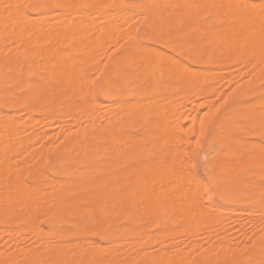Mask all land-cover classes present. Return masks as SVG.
I'll return each mask as SVG.
<instances>
[{"label":"bare ground","instance_id":"6f19581e","mask_svg":"<svg viewBox=\"0 0 264 264\" xmlns=\"http://www.w3.org/2000/svg\"><path fill=\"white\" fill-rule=\"evenodd\" d=\"M31 1H33V0H24V1H22V0L21 1H19V0H0V45H2L5 42L6 43H11L12 42L14 44L18 43L19 46H21V48H19V47L15 48L14 51L11 52V53L0 55V154H5L7 152V150H10V148H11V146L13 144H15V143H17L19 141H26L28 139L27 136H20V135H18L16 133L17 129L20 128V126H22V127L28 126L33 131V130H35L37 128L45 127V126H42V124L43 123H47L46 127H48V128L43 130V131H41L42 135H45L47 130H49V129L52 130L53 128L54 129L56 128V127H53V122L60 115V113L58 111V107L63 104V101H60V98L52 99L51 96H50L51 92L49 90V85L48 84H52L51 80H52L53 74H58V78H57V81H56V84L58 85L57 86V90L59 92H62L64 90L65 94H66V97H67L66 102H65L66 104L64 103L65 104L64 113L71 112L70 114H73V116L74 115L78 116L80 114V112L85 111V107H84L85 106L84 105L85 98L87 99V97L90 96L89 95V89L90 88L88 89V87H89L88 86L89 85L88 84V73H87L89 71L88 70V68H89L88 66H89V64L94 63L97 60L96 57H97L98 53H97L96 49H99V50L103 49V45H102L103 40H105V39L111 40L112 39L111 35H112V31L114 29V28H112L113 24L118 26L117 25L118 23H113L110 26V23L112 22L111 21V17L113 16V18H119L120 16L118 14L120 13L119 10H121L120 9L121 7H118L116 9H113V8L109 9L110 7H108V5H107V2H109V0L108 1L107 0H83L82 3L79 2V1H75V0H66V1H64L65 2L64 5L62 6V8H64V9H69L76 2L79 3V4L78 3L75 4V7L77 8L76 11H75L74 6H73L74 10L72 9V7L70 8L71 9L70 10L71 14L69 12H67L68 10H66V12L69 14V16H71V18L70 17L69 18L67 17V19L63 18V20L61 22H59L60 20H58L55 23H52L49 26L48 29L45 28V29H43L41 31L38 30L40 32L35 33L34 30H33V27H32L33 26L32 22L34 21V20H32L33 18L32 19H28L26 16H23L24 14H22V16L21 15L19 16V15H17L18 12H22L21 10H23L24 8L30 7V9L34 13L39 15V17L37 16L38 17L37 20H39L38 25L41 26L45 22L46 18H48L50 16L59 15V10H57L55 8L54 3H57L60 0H44V6L41 7V8H33L32 6H30ZM168 1H172V0H158V1L152 0L151 3H147V4H143V5L141 4L139 9L142 10L143 13H144V11H149V12L150 11H155V10L160 9L164 5H166L165 2H168ZM174 1H175V3H172V4H174L173 6H168L167 7L168 4L166 5V7H167L166 10L163 12V14L159 18H157V16H156V18L155 17L150 18L151 19L150 23H152L151 24L152 26L159 27V29H162L165 32V36L161 40L159 38V40H160V43L163 46H166L168 48L169 53H166V52L162 51L160 48L156 47L155 45H151V46H145V45H143V46H135V44L133 42H127L125 44L123 42L124 46H123V49H122V53L125 54V53H127V51L132 50V52H131L132 54L130 55V57L128 56L129 58L127 57L128 59L125 58L127 60L128 64H129V66H130V69L129 70H125V69L121 70L120 74H119V77L128 78V81L130 82L129 85H131V83H133V82H138L141 85L140 87L141 88H147V91H148V89H154L158 85L159 77H161V79L163 78V80H164V82L162 84V88L164 90L172 91L175 94L176 92L179 93V91L187 92V91H190V90L193 91L192 89H194L196 92L193 91L192 94L194 92L197 93V94H199V93L202 94L203 93L202 95L199 94L200 96H197V94H196V96L200 98L201 96L203 97L205 95L207 90L212 92L211 89H210V84H212L211 88H212V90H214V87H216L215 86L216 82L221 81V80L218 77L219 80L216 79L217 81L213 85V83H214V80L212 81L213 78L211 77V75L208 76V74H212V76H214V75L216 76V74L213 75V71L209 70L211 73L209 72L207 74V73H205L206 70L201 69L202 70V72H201L200 69H198L199 72L196 71L197 73H194L195 71L194 70L192 71L191 68L189 69L182 61L177 60L176 58L171 56V54H170L171 52L182 50L188 44L187 41H184L182 38L180 39V38L177 37V35L179 34V32H181V30H179L175 26V24L173 23V20H172L174 15L177 14V11H176V13L173 12V8H176L179 11V13H181V12L185 11V4L181 3V2L179 3V1H177L178 2V4H177L176 0H174ZM229 1L230 0H227V1L224 0L225 4H226V2L228 3L227 4V9H228V6L230 8ZM245 1L248 2V0H240V3L236 4L235 6H233L232 4L233 3L235 4L236 1L232 0L233 3L231 2L232 4H231V8L230 9L238 12V11H240L242 9V7H244V5L247 4V7L246 6L244 7V8H246V10L243 11L244 8L242 10V12H246V13H243L244 15L242 14L241 15L242 17H240V13L237 14V15H239V17H235V15H233L232 16L233 18L232 19L230 18V20H229V21L233 20V24H230V26L232 25L230 27V29L226 28L225 25H227V23L224 25L225 26L224 28L221 27L223 30L224 29L230 30L229 32L230 33L232 32L234 34V37H231L233 39L230 40L229 37H226L224 35L220 36L221 34L219 35L220 38L217 37L215 39L219 38L218 41H216L217 49L226 48V51L223 54L225 59H226V61L228 59H230V57H232V56L233 57L234 56L237 57L242 51L245 52L246 49H243L240 52V49H242L243 45L249 46V52H248V54H245L251 60V61H249L247 59L248 62L246 61L247 62L246 64L248 65L250 62L255 61L256 59H259V58L261 59V57H262V59H264V56L260 57V55L262 54L261 52L262 51L264 52V50L261 49V46H264V36H263L264 35V29L261 28L262 26H260L259 30L257 29V32L255 33V35H253L254 33H252V36H251V34H250V36H247L249 33H246L247 35L245 34L247 29L252 28V25H254L253 23H256L261 18H264V2H262L261 4H255V3L252 2V5L249 6V4L246 3ZM72 2H73V4H72ZM110 2L113 3V0H110ZM213 2H210V4H212ZM216 2L217 3L214 2L215 6L218 5L216 8L220 9L221 7H219L220 4H218V0H216ZM188 3H190V2H188ZM195 3H193V5ZM202 3H198V1H197V4H200V5H198V6H200V8L201 7H205V5H203ZM220 3L223 4L221 1H220ZM138 4H139V2H138ZM172 4H170V5H172ZM205 4H206V1H205ZM237 5H239V6L237 7ZM256 5H257V8H254V7H256ZM135 6H136L135 3H129L128 4L129 8L130 7H135ZM194 6L197 7L196 4ZM136 7H135V9H136ZM195 9H199V8H195ZM199 10H201V9H199ZM221 10H222L221 12H223V10H225V8L223 7V9H221ZM124 11H126V9ZM227 12L231 13V11H229V10ZM60 13H61V11H60ZM173 13H175V14L173 15ZM185 13H187V12H185ZM211 13H213V12H211ZM211 13H210V15H211ZM87 14H89V15H87ZM131 14H133L132 16H134L135 13H131ZM137 15H139V13H137ZM141 15H142V13H141ZM155 15H156V13H155ZM135 16H136V14H135ZM34 17H36V16H34ZM198 17H199V15H198ZM124 18H121V21ZM146 18H147V16H146ZM218 18L221 19L220 16ZM223 19H221V21ZM228 19L229 18H227L226 21ZM143 20H144V18H143ZM174 20H175V18H174ZM189 20H191V22H186V23H189V25L190 24H194V22L196 21L195 18L192 16V14H191V16L189 15ZM212 20L215 21V18H213ZM212 20L210 19V21H212ZM81 21L82 22L85 21V23L84 22L82 23ZM216 21H218V20H216ZM226 21H224V23ZM254 21H256V22H254ZM96 22H98V26H94L93 25ZM122 23H124V22H122ZM201 23L203 24V22H201ZM83 24H85V26L87 24H88V26H90L92 24L93 26H91V27H93V28L86 29V28H84ZM119 24H121V22ZM148 24H146V25L148 26ZM77 25L80 28L77 27ZM194 25H192V26H193V28L195 30V26ZM197 25H200V24L196 23V26ZM200 26L201 27H206V26H203V25H200ZM182 27H185V26H182ZM201 27H200V29H201ZM217 27H219V26H217ZM221 28H220V30H222ZM206 30H207L206 28L201 29V33H203V31H204V33H207ZM211 30H213V29L211 28ZM221 32H225V31H221ZM243 34H245V35H243ZM72 35H73V37H72ZM103 35H105V37H104L105 39H99ZM182 35H183V33H182ZM199 35H200V33H199ZM210 35H212V34L210 33ZM210 35H208V36H210ZM226 35H227V33H226ZM3 36H5V37L7 36L6 37L7 39L5 37H3ZM20 36H22L20 42L16 41L15 40L16 37H20ZM145 36H146V34H145ZM201 37H204V36L201 34ZM76 39H78L79 42L76 41ZM79 39H81V41ZM209 42L210 41L208 39V43ZM75 43H77V44L83 43L82 45L79 44L80 45V50L79 51H81V53L80 52L77 53L79 48L76 47L77 51L76 52L73 51L76 55H73L72 53H65V52L61 54V51H60L61 49H64L67 46H69V48L73 49L74 46H75ZM195 43H197V41ZM210 44H209V46H211ZM236 44H241L242 47L237 46ZM79 45H77V46H79ZM162 45H160V46L162 47ZM247 46H246V48H247ZM44 47L47 50L42 51V48H44ZM239 47H240V49H239ZM81 48H83V50H81ZM196 48H198V46ZM214 48L215 49H213V50L217 51L216 47H214ZM31 49H38V50L31 52ZM204 49H205V47H204ZM263 49H264V47H263ZM93 50L94 51L96 50L95 51L96 53H94L93 56L91 57V55H92L91 53L93 52ZM196 50H197V53H198V49H196ZM27 51H30L28 56L26 54ZM246 51H248V49ZM220 53H223V52L220 51ZM59 54H61V55H59ZM78 54H79V56H77ZM242 54H243V52H242ZM256 54H259L258 55L259 58H257L255 56ZM189 55H191V54H189ZM178 56H180V55H178ZM211 56H212V54H211ZM195 57H196V55H195ZM236 57H235V59H236ZM242 57H244V56H242ZM201 58H199V59H201ZM216 58H218V57H216ZM193 59H194V55L192 57V60ZM240 59H242V58H240ZM40 60L42 61V63H38V61H40ZM50 60H55V61L52 64H50ZM244 60H246V59L245 58L243 59V62L245 63ZM220 61H223V60L221 59ZM211 62H214V61L212 60ZM255 62H256V64L254 62H252V65L255 64L254 68L251 67L252 66L251 64L249 65V67H251L252 70L255 69V72H256V70H258L257 73H259V70H260L259 68L260 67L258 68L256 66L258 64L257 60ZM200 63H203V61L200 62ZM262 64L263 63H261L259 66H261ZM218 65H219V63H218ZM230 65L228 66L229 69L232 68L231 66H234V65H231V66ZM228 67H226V68L228 69ZM220 68H222V67H220ZM193 69H195V68H193ZM228 70L226 71L225 68H224V71L226 73L228 72ZM261 70H263V69H261ZM109 71L110 70H108L107 67H104L102 69L103 78H102V85H100V87L102 86V90L105 92V95L107 96V98L111 94L115 95V94H113L114 92H116V91L117 92H122L125 89L119 83V80H115V79L111 78V75H110ZM215 71L217 72V70H215ZM224 71L222 72V76H223V73H225ZM163 72L166 73L165 77L163 76ZM206 72H208V71H206ZM220 72H221V70H220ZM249 73H251V72H249ZM193 74H196L197 77H196V75H193ZM263 74H264V72H263ZM218 75H220V74H218ZM30 76H32V78H29ZM262 76H264V75H262ZM193 77H194V79L196 77V79L193 80L192 79ZM256 78L258 79V76H256ZM252 79L255 80L254 77ZM209 80H210V82H209ZM261 80H262V77H261ZM6 82L10 83V86L8 88H6L4 86V84ZM28 83H30V84H28ZM203 84L205 85V88H204ZM254 85H255V83H254ZM137 87H138V85H137ZM241 89H242V86H241ZM136 90H139V89H136ZM142 90H144V89H142ZM145 90H144V92H145ZM159 90H161V89H159ZM201 90H204V92L201 91ZM23 91H25L26 94L22 98L23 99L22 101H29L31 104L26 109V115L24 117L20 118L18 121H13L14 118H15V114H12V113L8 112L9 109H8V106H7V102L10 100L13 103L17 98H20L19 95ZM149 91L151 92V90H149ZM149 91H148V93H149ZM30 92H33L32 96L30 95ZM172 92H169V93H172ZM130 93H133V91L130 92ZM148 93H145V94H148ZM169 93H168V95H169ZM187 93L191 94V92H187ZM261 93L264 94L262 89H261ZM90 94H91V90H90ZM137 94H139V93H137ZM140 94H141V91H140ZM145 94H143V95H145ZM149 94H151V93H149ZM174 94H173V96H172V94H170L169 96H171V98H172V97H174ZM181 95H183V93ZM181 95H179V97H177V98H179L180 101L181 100L184 101V99H185V101L186 100L187 101H191V100H189V99H192L190 97H194L195 96V95H188L189 98H187V94H186L184 96L187 99L186 98L183 99V98H181ZM151 96H153V95L151 94ZM197 97H196V99H199ZM202 97H201V99H202ZM260 97H263V95L260 96ZM139 98H141V97H139ZM168 98H169V100L168 99L167 100L170 103L171 98L170 97H168ZM172 99H174V98H172ZM257 99H258V97H257ZM143 100L145 102V100H147V99H143ZM149 100H150V98L148 99V101ZM204 100H205V98H204ZM137 101H139V100H136V102ZM142 101H139V103H137V104L138 105H140V104H149L148 106L146 105L147 107L145 105L144 106L140 105V106L141 107H145L147 109V111H148V108H149V110L150 109L152 110V108H150V107L154 103V102H151L153 100H150V102L152 104H150L148 101H146L145 103L142 102ZM163 101H164L163 98H159V99H157V104H154V105L158 106V104H160V102H163ZM175 101H176V98H175ZM116 102H114V103L118 105L119 101L117 103ZM171 102H173L171 104L172 107L170 105H168L169 107H171V109L166 108V110H165V111H168V113H169V110H171L170 112H172L173 108H174V111H175V108L184 105V103L181 104L182 102H180V103L177 102V101L174 102V100L171 101ZM257 102H258V100H257ZM257 102L255 104H257ZM262 102L264 103V99H263ZM12 103H10V104H12ZM125 103H126V105L125 104L122 105V102L120 101V105L121 106L118 105L119 106V110H117V111H119V113L118 114L114 113V119L112 118L106 124H102V123H99L97 121H92V124L90 126L86 125V127H90V131L87 132L86 131L87 130L86 127L83 126L78 131L77 130H72L66 136V138L63 141V145L64 146L62 147L60 152H58L59 155H58V157L56 159L57 165H58V171L57 172H53L54 175L52 177L46 176L41 169L36 168L33 171L34 172V174H33L34 175V179L31 181L30 184L22 187L21 179L23 178V176L25 174L24 169L20 168V169H17V170L10 171L8 162L2 161L0 163V174H4V175L8 176V183L11 185V188L13 189L11 195L8 196V197H5L6 199L4 198V196H2L3 194H0V199L2 200V202L0 201V222L2 221L3 225L5 227H10L11 228V231L9 232V236H10L11 240L9 242H11L13 244H16L17 242H19V239H20L19 236H18L19 235V230H17V229H20V228H18L19 224L23 221L24 218H27V217H28V220L24 222V228L20 232L22 237L27 238L28 236H30L32 234H35V233L40 235L39 239L36 242H32V243H30V244H28L26 246L27 248L28 247L29 248L30 247H36L37 249L34 250V251H31L30 253H28L24 257V259L22 260L23 262L16 260V257L18 255H20L22 253V251L25 250L26 247L25 248L14 249V248H12L11 245H9L8 247H5V249L0 250V264H59L60 263L59 260L64 259V258L67 257L66 251L68 249V246L65 245V246H63L62 250H59L58 249V247H59L58 244L62 240H66V237L71 233V231L73 229L84 230V228L81 225H79V224H74V223H69V222L68 223H64L63 215L65 213H67L69 211H72V210H75V211H78L80 213L89 214V216L92 219V223L90 225H88V227L86 228L87 231H98L100 233V235H98V236H100V239L103 240L109 234L108 228L106 226V222L104 220L106 218L107 213L110 210H113L112 208H116L115 205H117V209H118V206H119V209L115 210V211L114 210L112 211V212H114V214L116 216H119L117 219H120L121 216H125V215H123L125 213L124 211L126 210L127 207L129 208V207H131L133 205L132 203L135 202V200L138 198L137 196L139 195V192L141 193L143 191V189L146 186L144 184L148 183L146 181L147 179H145L146 175H147V177L150 176L149 174L152 173L151 169L154 168V166H155V169L158 168L157 171H155V173L156 174L158 173L159 175L158 174L157 175L159 177L161 176L160 179H159V177L155 178L156 176H153L154 180H156V183H157V181L159 182V180H162L161 178L165 177L163 175H165L166 172H167L166 173L167 174V179H169V180H172L177 175H181L183 173L186 174L187 172L190 174L192 172V170L191 171L188 170L185 173L184 169L181 168L183 166L180 167L181 163H175V164H174V162L172 163V160H174L176 162V160L179 159V155L181 153L180 151L182 150V147H183V146L181 147V146L177 145L178 148L181 147V150L180 149L179 150L178 149L174 150V148L172 146V148H173V150L175 152H173V153L171 152V154H173L171 156V158L167 154L169 156L168 162L165 160L164 157L160 156L162 159H159V161L163 160L162 162H165L166 165L168 164L169 166H171V167H169L167 165V167H169L171 169L167 168L164 165V163H162L160 161V162L156 163L153 167H150L151 169L150 168L147 169L146 168V164H144L143 168L147 169L148 171L145 170V172L142 174L141 172L144 171V170H142L143 168L141 169L142 171H138L137 169H138V167L140 169V166L142 167L143 164L140 165V166L132 164V166H133L132 169H131L132 171H130V169H129L130 173L134 172V171L135 172L138 171L139 173H136L137 175H135V176H133L131 174V178L129 176H125L124 180H126L125 178L128 177V179H130L131 181H127L126 180L128 182L127 183L126 181H124L122 179L125 182V184L122 185L123 182L120 181V183L118 185L121 184L122 187L124 185L128 186V184H130L129 182H131L132 185H134L133 187H135L134 191L132 189V186L130 187L132 189V191H131V189L128 188L129 192L131 191L132 193H126L124 191V188L117 186L118 181L123 176V175H119V174H123V171H122L123 169L121 170V169L118 168V174L117 173L116 174H111L110 173L111 172V170H110L111 167L113 165L116 166V164L118 163V160L116 161V157L119 156L118 153L116 154L118 148L116 149V147L112 146L113 142L117 141V140L124 141V143L127 142L128 146L132 148L131 151H130V148L127 146V144H125L127 146V150L129 148V151L131 152V154L130 153L129 154H130V156H132V158L136 157V156L139 157L140 155H143L141 152H139L140 149H141L140 147H145V144H147V142L142 144L141 138H139L135 134L134 135L130 134V136H128L126 134L127 129L124 127V125H118V123L121 122L122 119H123L124 122L128 120L127 118L130 117V116L128 117L129 110H130V113L132 111V114L134 113L135 116H136L135 117V116L132 115L130 117V119L132 118V123H134L133 122V117H134L135 121L137 122V125H138V121L139 120H140L139 123H141V121H143L142 120L143 116H145L146 114L148 115V113H150V112L146 113L147 112L146 111L145 112L146 114L142 115V113H144L143 112L145 110L144 109V110L141 111V116H140V113L137 112L138 109L140 110V108H141L140 106L136 105L137 107H140V108L137 109L136 106L132 105L133 109H136L134 111V110H131L132 106L130 105V103H129V105L131 107L130 109L128 108L129 105H127V102H125ZM259 103L260 102H258V104ZM117 105H115V106H117ZM124 105H125L126 108L122 107ZM210 105H211V103H210ZM263 105L264 104H262V106ZM111 106L113 107V105H109L108 102L102 104V106H101V110H103L102 113H105L107 110L111 109L112 108ZM161 106L163 107V105H161ZM161 106H159L160 109H161ZM201 106L202 107H200V108H203L204 105L201 104ZM166 107H167V105H166ZM184 107H186V106H184ZM211 107H212V105H211ZM211 107H209V108H211ZM252 107H253V105H252ZM122 108H124L126 110L124 111ZM200 108L197 107V105L194 106L193 109L189 108L188 111L191 110L190 111L191 117L192 116L195 117L196 115H199V113H201L200 110H199ZM116 109H118V108H116ZM163 109H165V107L162 108L161 111ZM120 110H123V112H122L123 114H124V112H126L128 110V112H126V114H127V118L126 119L127 120L123 118L124 116L123 117L120 116V113H121ZM5 111L7 112V114H4ZM176 111H177V109H176ZM166 113L164 112L165 115H167L168 117L170 115L169 118H172L171 116H173L172 115L173 112H172V114H166ZM33 114H36V115L33 118H31V115H33ZM137 114H139V115H137ZM157 114H159V113H157ZM160 114H163V113H160ZM160 114H159V116L161 117ZM178 114H179V112H178ZM115 115H118V117L120 116L119 117V119H120L119 122L117 121L118 117H116ZM147 115L145 117H147ZM250 115H252V114H250ZM176 116H178V115H176ZM176 116L175 115L173 116L174 120H175L174 117H176ZM137 117H140V118L138 119ZM136 118L138 119V121L136 120ZM157 118H158V115H157ZM161 118H158V119L162 121V120H164V118H167V117L165 116L164 118L163 117H161ZM169 118H167V122H169ZM178 118H179V116H178ZM225 118L230 119L229 115H228V117L226 116ZM234 118H235V116H234ZM248 118L249 117H247L246 119H248ZM173 119H170V120H173ZM123 121H122V123H124ZM154 121H156L155 118H154ZM154 121H153V123H154ZM157 121H156V123H158ZM165 121H166V119L164 120V124L166 123ZM229 121H231V119ZM235 121H236L235 123H238L237 120H235ZM67 122H68V119H60L59 120V127H60V125L67 124ZM170 122L173 123L174 121H170ZM177 122H176L177 128H179L178 126H180V125H178L179 122L178 123ZM85 123H86V121L83 122V124H85ZM126 123H124V124H126ZM148 123H151V122L148 121ZM172 123H170V124L167 123V124L172 126ZM241 123H243V122H241ZM249 123H254V122L250 121ZM134 124H136V123H134ZM134 124L131 125V126L134 127ZM159 124L161 125V123H158V125ZM167 124H165L164 126L167 127L168 126ZM201 124L199 125V127L201 126ZM175 125H173V127H175ZM161 126H160V129L161 128L163 129L164 127H161ZM255 126H257V123H256ZM153 127H154V125H153ZM173 127L169 131H168V129L167 130L165 129V130H163V132L164 131H168L169 132L168 135L171 138L170 139L167 136L168 140L170 139L172 141L171 144L173 143V145H176L177 142L179 141L178 139H180V131H178V129L176 127L175 128H173ZM239 127H237V128H239ZM246 131L247 130L244 129V132L247 134L248 131L247 132ZM259 131H260V129H259ZM9 132H11V133H9ZM157 132L160 133L159 136L161 137L162 136L161 135L162 132H160V131H157ZM164 135L165 134L163 133V136ZM198 135H200L199 130H198ZM154 136H156V134ZM219 136H221V135H219ZM151 137H152V134H151ZM186 137H188V136L186 135ZM223 137H220V138H223ZM172 139H174V140H172ZM189 139H191V138H188V141L191 144V141ZM230 139H232V138H230ZM154 140L151 142L150 146L152 145V143H154V145H155V143H157L159 145V143L158 142H154ZM170 140L168 142H170ZM175 140H177V142ZM235 140H236V137H235ZM3 141H4V143H3ZM247 141H249V140H247ZM180 142H182V138H181ZM186 142H187V140L185 141V143ZM149 143H150V141H149ZM218 143H220V142H218ZM239 143H241V142H239ZM192 144H193V142H192ZM183 145H185L184 146V149H185V147H187V145L184 144V142H183ZM253 145L255 146L257 144L253 143ZM163 147H165V146H163ZM114 148L116 149V151H115ZM170 148H171V146H170ZM229 148H228V150L231 149V148L230 149ZM249 148L251 149V147H249ZM164 149H166V147ZM256 149H257V147H256ZM263 149L264 148L262 147L261 150H263ZM119 150H121V149L119 148ZM143 150L145 151L146 149H143ZM168 150L171 151V149H166L165 151H168ZM186 150H188V149H186ZM190 150H191V148H190ZM253 150H254V148H253ZM121 151H119V153ZM170 151H168V152L170 153ZM257 151H258V149H257ZM126 153H128V151ZM121 154L122 153H120V155ZM137 154H139V156ZM224 154L226 155V152ZM123 155H126V154L124 153ZM257 155H258V153H257ZM130 156L128 158H130ZM168 156H166V157H168ZM173 156L174 157L175 156L178 157V159L177 158H173ZM254 156L255 155L252 154V158H251L252 160L256 159V157H254ZM222 157H223V154H222ZM183 158H185V157L183 156ZM183 158H180V159H182V161H183ZM187 159H189V158L187 157ZM99 160H101L100 161L101 163H99ZM130 160H131V158H130ZM186 162H188V161H186ZM229 162H228V164H229ZM263 162L258 163V166H259V164H261V166H263L264 165ZM159 163H160V166H159ZM255 163H257V162H254L253 166L255 165ZM119 164H121V162ZM123 164H125V163H123ZM127 164H129V162ZM175 165H177V166L179 165L178 167H180L181 169L177 167L178 169L175 170V168H176ZM33 166H34V164H33ZM41 166H42V163H41V165L39 167L41 168ZM162 166L164 168L166 167L167 169L164 170V168H162ZM258 166L255 165V167H258ZM235 167H232V168L230 167L231 168L230 169L231 170V175L230 176H231V180L233 179V181H231L232 182L231 184H228V186H229L228 194L231 191H233L239 184L243 183V177H239L238 176L239 175V173H238L239 171ZM172 168H174V169H172ZM221 168L223 169L224 167H221ZM28 169H30V168L28 167ZM262 169H261L262 171H260V172H262L261 174H264V172H263L264 171V166H263ZM120 170L122 171V173L120 172ZM159 170H161V171H159ZM26 171H28V170H26ZM149 171H151V173ZM153 171H154V169H153ZM162 171H165V172H163L164 174L162 173L163 175L161 174ZM222 172H223V170H222ZM113 173H114V171H113ZM125 173L126 172H124V174ZM188 173H187V176H188ZM128 174H129V172H128ZM139 174L142 175V176L140 175L142 177V179L139 177ZM257 174L259 175V172H257ZM66 175H68V176L70 175V177H69L70 180L66 183L67 186L64 189H61V192L63 190H68V189H69V192H68V194H66L64 196L60 191H56L58 189V188H56V184H57V181L61 177L64 178V176H66ZM126 175H127V173H126ZM259 176H261V175H259ZM153 177L150 176L148 178V180L152 179ZM228 177H229V175H228ZM256 177H258V176H256ZM139 178L141 179L140 183H139ZM143 178H144L145 181L143 180ZM188 178H190V177H188ZM164 179H163V182H164ZM142 180L144 182H142ZM154 180L152 179L151 182H150V184H152L153 187L156 184L155 182H153ZM169 180L167 182L166 181L164 182L166 186L162 185V188H161L160 184L161 183L163 184V182H161V181H160V184L158 185V186H160V188H158V186H157L158 183L156 184L157 188H155V187L153 188L152 186L151 187L149 186L150 189L153 188L154 190H152V189L150 190L146 186L147 187L146 189L150 190L149 192H154V193H151V194L148 193L149 195H147V198H145V199L143 198L144 200H146V199L147 200L148 199L152 200V199H154V196H155L157 205H160V206H162V208H165V205L167 204L168 207H169V210H170L169 203H166L165 201H166V199H169L172 196L169 197V195H170L169 194L168 198H167V197H165V194L166 193H170L172 190L174 191L175 187L179 186V188H177V190L179 189V193L177 192L178 195L174 197L173 202H174L175 206H177V208L175 207L174 209L175 210L176 209L179 210L181 212V215L178 218H177V216L174 215L175 218H177V219H171V218H174V217H170L169 219H171L172 221H170V220L168 221L170 223L172 222L170 224L171 226L173 224V227L176 226V228L178 227V229H176V232H175L174 228L172 227L173 229L171 231L170 225H169V227L165 225L166 227H168L169 230L166 229V230H164L165 232L163 231V233H167L168 232V234H169L170 232H172V233L169 234V235L172 234V237H173V235H175V234L178 235L180 233V236H181V231H183V230L181 229V231H180L179 226L183 227L184 224H186L187 227L190 226V229L185 227L186 230L184 229V231H183V232L187 233V235L191 234L192 230L194 231V229L191 228L192 225H195L194 227L200 226L202 228L203 227L207 228L209 226L211 227L212 223H213V221H211V220H214L216 218V215L213 218V215L215 213H212L213 210L214 211L216 210V209H213L215 206L213 208H209L208 207L209 209L208 208L207 209L203 208L200 212H198L200 210L198 208L199 205H201V203H203L202 202L203 201L202 197H204V195H202V193L205 194L204 192H207V189L205 187H202V188H198L199 186L196 187L197 184L195 182H198L197 180H195V182H194L196 184V185L194 184L195 187L192 186L193 184L190 185L189 182H185L187 180H185V181L184 180H179L178 184L175 183L176 186H174V183H169ZM141 182L144 185L143 187H142ZM228 182L230 183V181H227V183ZM167 183H169V184L167 185ZM251 184H253V183H251ZM248 186H250V185H248ZM258 187H260V186H258ZM163 188H165L164 191L161 190ZM258 190H259V188H258ZM34 192H35V194H34ZM58 192H60L62 194V196H58L57 195ZM102 192H105V194H103ZM161 193H163V194H161ZM174 193H176V192H174ZM125 194L129 196V197L127 196L128 200L126 199V195ZM152 196H153V198H152ZM224 196H225V194H224ZM248 196L249 195H247V193H244V194L242 193L241 194V198L242 199H246V198L250 199V196L249 197ZM17 199H19L20 202H17L16 201ZM252 199H250V200H252ZM125 200H126V202H124ZM242 201L244 202V200H242ZM144 203L145 204H143V205L147 206V203L145 201H144ZM164 203H166V204H164ZM188 203H189V205L187 206ZM140 204H142V203L140 202ZM152 204H153V201H152ZM11 205H14V207L12 209V212L11 213H7V209ZM154 205H155V203H154ZM154 205H152V207H151L150 203H148V206L146 207V209L148 211V212L146 211L147 216L144 213L146 209L142 210L141 213L145 214V215H142L141 213H136L137 210L141 209L139 206L136 207L137 209L134 208L135 211H136L135 212L136 214H140V215H142L141 216L142 218H146L145 221L142 219L143 223L141 225L139 224L140 225V227H138L139 228V230H138L139 232L136 235H134V233L136 232V230H135L134 233H132V235H134L133 237H131L129 235H125V234H123V235L122 234L115 235V237L111 241H109L110 242V245H109L110 249H109V251L107 252L106 255H104V248L105 247H101L99 245V242L95 241L94 239H91V240L88 239L87 241L83 242V238L81 236L77 237L76 240L74 241V243L72 244V247L77 249L76 253L74 254V256H77V259L75 260L74 264H87L88 262H89L88 264H90V260L91 261L93 260L94 264H112V263H114L113 261H114V259L116 257L117 252L119 251V249L122 248V247H127V246L128 247H127V249H125V252L122 255V258H120V260L122 259L121 260V262H122L121 264H221V263L223 264L224 260L221 259V258L225 259V256L223 257L224 253H222L223 249H220V250H222V251H220V253L223 254V255H220L219 251H214L213 246H210L212 248H209V250H203L197 257L195 256V257L191 258L190 257L191 253L190 254H184V255L181 254L183 256L179 255V259H177L174 262L169 259V257L171 256L170 252H167L165 250L166 249L165 247L161 248L162 246L159 247L158 252L154 256H146V255H142V254L137 253L141 249L149 248V246L151 245L150 242L151 243L153 242V241H151V238H146L145 239V238L142 237L144 244L142 243L143 245H142L141 248L137 247V244H139L138 241H139V239H141V233L145 234L143 231L148 229L149 223L150 224L153 223V221L152 222L149 221L151 219V215H153L152 218H154V216H155V218H158V220H156L154 218V221L156 220L155 224H157V223L160 224V222L164 220L163 219V220H160V222H158L159 219L161 218L160 216L166 214V212L164 214H162L163 210L161 211V209L157 208L158 207L157 205H155V207H154ZM202 206H204V205L202 204ZM263 206H259L258 205V209H260L261 212L264 213ZM124 207H125V210H123ZM141 207H142V205H141ZM178 207H181V208L183 207V208L182 209H178ZM149 208H152L151 209L152 212L149 211L150 210ZM197 208L199 210L196 211ZM254 209L255 208H253V210ZM165 210H166V208H165ZM244 210H246V209H244ZM250 210L252 211V209H250ZM153 211H155L154 212L155 215L153 214ZM220 211H221V209H220ZM122 212H124V213L122 214ZM129 212L126 211V213H129ZM149 212L151 213V215L148 214ZM180 212L177 213L178 216H179ZM132 213H133V211H132ZM217 213H219V212H216V214ZM129 214L131 215V213H129ZM211 215H212V217H210ZM228 215L229 214L226 215V218H227ZM137 216L138 217L135 216V219L139 218V221H137V220L136 221L138 223H141L140 222L141 218L139 217V215H137ZM143 216H146V217H143ZM224 216L225 215L220 217V215L218 214L216 220L213 223V225L216 224V227H217V223H218L219 226H220V224L225 219ZM231 216H230V218H233ZM37 217H40V218L42 217V218H46L47 219L46 228H41L38 225V223H37L38 219H36ZM109 218H111V216ZM112 218L114 219L115 217L112 216ZM122 218H124V217H122ZM164 218H166V215H165ZM187 218H190V219L192 218V220H190V219L187 220ZM211 218H213V219H211ZM230 218H227V219H230ZM193 219L196 221V224H195V221ZM234 219H236V218H234ZM174 220H176V221L174 222ZM112 221H111V223L114 224V222H112ZM187 221H189V222H187ZM135 222H134V224L137 223V222L136 223ZM168 222H166V223H168ZM197 223H198V225H197ZM210 223H211V225H209ZM239 223H240V221H239ZM63 224L67 225L66 229H62V225ZM179 224H182V225H179ZM153 225H154V223H153ZM153 225H150V226H153ZM238 225L240 226L241 224H238ZM126 228L130 229L131 231H133V229L132 228H128V226L125 227V229ZM198 229H199V227H198ZM130 230H128V232H131ZM160 230H162V229H160V227H159V228H157L155 230V232L158 233L159 236L162 235L164 239L166 237H168L167 236L168 234H163ZM177 230H179L178 231L179 233H177ZM216 231H219V230H215L214 232H216ZM229 232H230V230L228 231V233ZM147 234H145V236ZM151 234H153V235H150V236H153V237L156 236L155 233H151ZM182 234H184V233H182ZM165 235H166V237H165ZM50 236H54L55 238H60V239H58L60 242L59 241H54L52 244H50L49 242H47V239ZM148 236H149V234H148ZM162 236H161V238H162ZM260 237H261V235H260ZM262 237H264V236H262ZM169 239H171V237ZM144 240H147V241L144 242ZM257 240H259V239H257ZM152 245H153V243H152ZM138 246L140 247V245H138ZM257 246L259 248V245H257ZM92 248H94L95 250L92 249ZM206 249H208V248H206ZM177 252L178 251H176V253ZM225 254H227V253H225ZM230 254L231 253H229V255ZM259 259L260 258L257 257L255 260H253L254 264H259L258 263ZM118 260H119V258H118Z\"/></svg>","mask_w":264,"mask_h":264},{"label":"rangeland","instance_id":"374dc122","mask_svg":"<svg viewBox=\"0 0 264 264\" xmlns=\"http://www.w3.org/2000/svg\"><path fill=\"white\" fill-rule=\"evenodd\" d=\"M19 1H21V0H19ZM22 1H24V0H22ZM64 1H66V0H60L59 2L54 3L55 8L57 10H59V15L50 16V17L46 18L45 19V22L41 26L38 25L39 20H37V18L39 17V15L36 14V13H34L30 9V7L24 8L23 10H21L22 12H18L17 15H19V16L21 15L22 16V14H24L23 16H26L28 19H32L33 18L32 20H34V21L32 22V25H33L32 27H33L34 32L37 33V32H40L41 30H43L45 28L48 29L49 26L52 23H55L58 20H60L59 22H61L63 20V18H65V19H67V17L68 18L69 17L71 18V16H69V14L67 12H69L71 14V11H70L71 10L70 9L71 7H72L73 10L75 8V11H76L77 8L75 7V4L78 3V2L74 3V5H72L69 9H64V8H62V6L65 3ZM75 1H79L81 3L83 2V0L82 1L81 0H75ZM151 1L152 0H113V3H112L109 0V2H107L108 7H110L109 9H112V8L113 9H116L118 7H121L120 8L121 10H119L120 13L118 14L120 17L119 18H113V16L111 17V21L112 22L110 23V26L113 23H118L117 24L118 26H116L115 24H113V27L112 28H114L115 30L113 29V31H112V35H111V38L112 39L111 40L105 39L104 38L105 35H103L102 37L99 38V39H105L102 42L103 49L102 50L96 49L97 50V53H98V55L96 57L97 60L94 63L89 64V66H88L89 67L88 68L89 71L87 72L88 73V84H89L88 85L89 86L88 89L90 88L89 89V95L90 96H88L87 99L85 98V103H84V105H85L84 106L85 107V111L80 112V114L78 116L77 115H74L73 116V114H70L71 112L64 113V111H65V104H66L65 102H66L67 97H66V94H65V91L64 90L62 92H59L57 90V86L58 85L56 84V81H57V78H58V74H53L52 80H51L52 84H48L49 85V90L51 92L50 93V96H51L52 99L60 98V101H63V104L58 107V111H59L60 115L53 122V127H56V128L55 129L53 128L52 130L49 129V130L46 131V134L45 135H42L41 134V131H43V130H45V129L48 128V127H46V124L47 123H43L42 124V126H45L46 128L45 127H43V128H37V129H35L33 131L28 126H24V127L20 126V128L17 129L16 133L18 135H20V136H27L28 139L26 141H19V142L13 144L11 146L10 150H7V152L5 154H0V163L2 161L8 162L10 171L17 170V169H20V168H23L24 169L25 174H24L23 178L21 179V182H22L21 185H22V187L30 184L31 181L34 179V175H33L34 172L33 171L36 168L41 169L46 176L52 177L54 175L53 172H57L58 171V165H57V161H56V159H57V157L59 155L58 152H60V150L64 146L63 145L64 139L66 138V136L72 130H77L78 131L83 126H85V127H86V125L90 126L92 124V121H97L99 123L106 124L112 118L114 119V113L115 114L116 113L117 114L119 113V111H117V110H119V106L118 105H120V101L122 102V105L123 104L126 105L125 102H127V105H129V103H130L131 106L132 105H134V106H136V105L137 106H140V105L141 106H144V105L146 106L147 105L148 106L149 104H140V105H138L137 103H139V101H142L143 99H147V100H145V102H146L150 98V100H153L151 102H154L152 104L150 102V100L148 101L150 104H152L151 107L149 106L150 108H152V110L151 109L149 110V108H148V111H147V109L145 107H141L140 106L141 107L140 108V107H137L136 106L137 109L140 108V110L139 109L137 110V112L140 113V116H141V111L144 110V109L145 110L143 111L144 113H142V115L143 114L145 115L146 113L150 112V113H148V115L146 114L147 117H145L146 115L143 116V119H142L143 121H141V123H139L140 120L138 121V119L140 117H137L138 119L136 118V120L138 121V125H137V122L135 121V118L134 117H133V122L136 123V124L132 123V118L130 119V117L132 115L135 116L134 113L132 114V111L130 113V110H129L131 108L130 105L128 106L129 109L127 108L129 110V114H128V117L130 116L129 118H127V114H126V112H128V110L126 112H124L125 115L122 112H123V110L125 111L126 109L122 108L123 110H120V112L123 114L122 115L120 113V116H122V117L124 116L123 117L124 119L127 118L128 119V120L126 119L127 121L124 122L123 119H122L121 122H119L120 121V119H119L120 116L118 117V115H115L116 117H118L117 118V121L119 122V123L117 122L118 125H124V127L127 129L126 134L128 136H130V134H133V135L135 134L136 136H138L139 138H141L142 144L145 143V142H147V144H145V147H140L141 149L139 151L144 156L143 155H140L139 156V154H137L139 157L136 156V157H133V158H132V156H130V154H131L130 151H131L132 148L128 146L127 142L124 143V141H119V140L113 142L112 146L113 147H116V149L118 148L116 154L118 153L119 156L116 157V161L118 160V163L116 164V166L113 165L111 167V169H110L111 172L110 173L111 174H116V173L118 174V168L121 169V170L123 169L122 170L123 171V174H119V175H123V176L118 181L117 186L118 187H122V185L125 184L124 181H126V180L127 181H131L130 179H128V177H126L125 178L126 180H124V177L125 176H129L131 178V174L133 176H135V175H137L136 173H139L138 171L144 170L143 172H141L143 174L145 172V170H147L150 167H153L156 163L160 162L161 160L159 161V159H162L161 157H164L165 160L168 162L169 156L171 158V156L173 155V154H171V152L173 153V152H175L174 150H177V149L178 150L179 149L181 150V147L183 146L182 147V150L180 151L181 153L179 155V159H178V157H176V156L174 157L173 156V158H177L178 160H176V162L174 160H172V163L173 162H174V164L175 163H181L180 167L183 166L181 168L184 169L185 173L188 170H190V171L192 170V172L190 174L187 172L188 173V176H187V173L186 174L183 173L181 175L175 176V178H173L172 180H169V179H167V174H166L167 172L165 173V175H163L164 174L163 172H165V171H162L161 174L163 173L162 175L165 176V177L161 178L162 180H159V182L157 181V183H158L157 184L156 183V180H154V177H153V176H156L155 178H158L159 177L158 176L159 174L157 173L158 174L157 175L155 173V171H157V169H158V168L155 169V166L152 169L150 168L152 170V173H151V171H149L151 173L149 175L151 177H153L152 178L154 180L153 182H155L157 184V186L160 184V181L163 182V179L165 178L164 179V182L165 181L167 182L169 180V183H174V186H176L175 183L176 184L179 183V180H184V181L187 180L185 182H189L190 185L193 184L192 185L193 187H195L196 184H197L196 187L199 186L198 188L205 187L207 189V192H204L205 194L202 193V195H204V197H202L203 198V201H202L203 203H201V205H199V207H198L200 210L197 208L196 211L199 210L198 212H200L203 208L204 209H207L208 207L209 208H213L215 206L213 209H216V210L215 211L214 210L212 211V213H215L214 215L212 214L213 215V218H214L215 215H216V218H217V215L218 214L220 215V217H222L223 215H225L224 216V218H225L224 221L220 224V226L217 223V227H216V224H214L215 226L213 225V223L216 220V218L214 220H211V221H213V223L211 222L212 223V226L211 227L209 226V225H211V223L208 225L209 227H207V228H204V227L202 228L200 226L194 227L195 225H192L191 228L194 229V231L193 230L192 231L190 230L191 231V234H189V235H187V233L183 232L184 229H185V227H187V225L184 224V223H183L184 224L183 227L182 226H179L180 231H181V229L183 230V231H181V236H180V233L178 232L179 230H177V233H179V234L178 235L175 234V235H173V237H172V234L169 235L172 232H170L169 234H168V232L167 233H163L164 230H166V229L169 230L168 227L172 223V222L170 223L168 221L169 220L172 221L171 219H177L181 215V212L179 210H177V209L175 210L174 209L175 207L177 208V206H175V204L173 202L174 197L178 195L177 192L179 193V189L177 190V188H179V186L178 187H175L174 191L172 190L170 193H166L165 194V197H167V198H168V195L169 194H170L169 197L170 196L173 197V198L170 197L169 199H166L165 202L166 203H169L170 210H169L168 205L166 203H164V204L167 205V206L165 205V208H166V210H165V208H162V206L156 204V198H155V196H154V199L155 200L154 199H152V200L151 199L144 200L145 198H147V195H149L148 193H150V194L151 193H154V192H149L151 189L154 190L153 189L154 187L157 188L155 183H154L155 184L154 187L152 186V184H150V182H151L152 179H149L148 180V178L150 176L147 177V175H146V178L145 179H147L146 181L148 183L147 184H144V185H146L148 188H149V186L150 187L152 186L153 188H151V189L149 188L150 190H147L146 189L147 187L145 186V188L143 189L142 187L144 185H143L142 182L145 181L144 178H143L144 181L142 180V182H141V184H142V187L141 188L143 189V191L141 193L139 192V195L137 196L140 200L137 198L135 200V202L132 203L133 205L132 206L130 205L131 207H129V208L127 207L126 210H125V207H124L123 210H125L124 211L125 213L122 212V214L124 213L123 215H125V216H121L120 219H117L119 216H116L114 214V212H112L113 210L115 211V210H118L119 209V206H118V209H117V205H115L116 208H112L113 210H110L107 213L106 218L104 220L106 222V226L108 228L109 234L103 240H101L100 239V236H98V235H100V233L98 231H87L86 228L88 227V225H90L92 223V219L89 216V214H87V213H80L78 211L72 210V211H69V212H67V213H65L63 215L64 223H68L69 222V223L79 224V225H81L84 228V230L73 229L71 231V233L66 237V240H62L61 242L58 240L60 238H55L54 236H50L47 239V242H49L50 244H52L54 241H59L60 242L58 244L59 245V247H58L59 250H62L63 249V246H65V245L68 246V249L66 251L67 257L64 258V259L59 260L60 261L59 264H74L75 260L77 259V256H74V254L76 253L77 249L74 248V247H72V244L74 243V241L76 240V238L79 237V236H81L83 238V242L87 241L88 239L89 240L94 239L95 241L99 242V245L101 247H105L104 248V255H106L107 252L110 249V246H109L110 245V242L109 241H111L115 237V235H117V234H122V235L125 234V235H129L131 237H133L134 235H136L139 232L138 231L139 230L138 227H140V225L143 223V220L145 221V219H146V218H142L141 216L146 214V211H147L146 207L148 206V203H150L151 207L155 203V205L158 206L157 208L161 209V211L163 210L162 211V214H164L165 212H166V214L160 216L161 218L159 219L158 222H160V220H163L164 219L163 221L160 222V224H158V223L155 224V222H156V220H158V218H155V216H154V218L156 219L154 221V218H152L153 215H151V213H150V212H152L151 211L152 208H149L150 210L148 209L150 211L148 214L151 215V219L149 221L150 222L153 221L154 225H153V223L152 224L149 223L148 229H146V230L143 231L145 234L148 233L149 236H148V234L145 236V234H142L141 233V239H139V241H138L139 244H137V247L138 248H141L142 245L144 244L142 237L145 238V239L146 238H151V241H153L152 242L153 245L150 242L151 245L149 246V248H147V249H141L137 253L142 254V255H146V256H154L158 252L159 247L162 246L161 248H164L165 247L166 248L165 250L167 252H170L171 256L169 257V259L174 262L177 259H179V255H181V254L184 255V254H190L191 253L190 257L193 258L195 256L197 257L203 250H209V248H212L210 246H213L214 251H219V253H220V251H222L220 249H223L224 252L222 251V253H224V255L222 253H220V255H223V257L225 256V259L224 258H221V259H223L225 261L224 262L222 260L223 261V264H254V261L253 260H255L257 257L260 258L258 260V263L259 264H264V250H263L264 249V246H263L264 245V237H262V236H264L263 235L264 234V213L261 212L260 209H258V205L259 206H263L264 205V199H263L264 198V182H263L264 181V174H261L262 172H260V171L263 170L262 168H263L264 165L261 166V164H259V166H258V163H261V162L264 161V149L261 150L262 147L264 148V123H263L264 122V105L262 106V104H264L262 102L263 99H264V94L261 93V89L263 90V93H264V80H263L264 79V76H262V75H264L263 74V72H264V66H263L264 65V61L263 60L264 59H262V57H261V56H264V54H263L264 52L262 51L261 52L262 54L260 53L261 54L260 55L261 59L258 56L259 54H256L255 55L257 58H259V59H256L255 58L257 60V63H258L256 66L258 68L260 67L259 68L260 69L259 70V73H257L258 70H256V72H255V69L252 70V68H251V67L254 68V65L256 64V62H255L256 60L255 61H252V62L255 63L253 65H252V62H250L248 65L246 64L248 62V60L251 61L248 58V56L245 55V54H248V52H249V46L243 45V47H242L241 44H236L237 46L242 47V49H240V47H239L240 52L243 49H246V50L248 49V51H246V50H245V52L242 51L243 54L241 52L237 57L236 56L230 57L231 60L228 59L227 60L229 62L228 63L226 61L224 55H223L225 53V51H226V48H221L222 50L221 49H217V43H216V41H218V39L220 38V36H223V35L226 36V37H229L230 40L233 39L231 37H234V34L232 32L230 33L229 32L230 30H227V29H224L223 30L222 28H224L226 26V28L230 29V27L232 26V25L230 26V24H233V20L232 21H229V20H230V18L231 19L233 18L232 17L233 15H235V17H239V15H237V14L240 13V17H242L241 15L243 13H246V12H242L243 8L245 6L247 7V4L246 3H248L249 6H250V5H252V2L255 3V4H261L262 2H264V0H248V2L245 1L246 2L245 3L246 5H244V7H242V9L240 11H238V12L230 9L231 8V4L233 3L232 0L229 1L230 8L228 6V9H227V4L228 3L226 2V4H225L224 0H218V4H220L219 7H221L220 9H217L216 8L218 5L215 6V3H217L216 0H205L206 1V4H205V1L204 0H189V1L188 0H184V1L183 0H181V1L180 0H176V3L177 4H178L177 1H179V3L181 2V3H184L185 4V11L179 13V11L176 8H173V12L176 13V11H177V14L173 13V15L174 14L175 15H174V17H173L172 20H173V23L175 24V26L179 30H181V32H179V34L177 35V37L180 38V39L182 38L184 41H187L188 44L182 50H178V51H175V52H171L170 53L171 56H173L177 60L182 61L189 69L191 68L192 71L194 70L195 71L194 73H197L196 71H198V69H200L201 72H202L201 69L208 71V72L205 71V73H207V74L210 71H213V75L216 74V76L215 75L212 76V74H208V76L211 75V77L213 78L212 81L214 80V83L212 82L213 85L215 84V82L217 80H219V78L221 80V81L216 82V85H215L216 87H214V90H212V88H211L212 87V84L209 83L210 84V89H211L212 92H210L209 90H207V92L205 93V95L203 97L201 96L202 99H201V97L200 98L197 97V96H200L199 94H201V93H199V92H198L199 94L195 93L196 91L194 89H192V90L195 91L194 92L195 94L194 93L192 94L193 91L190 90V91H187V92H191V94H188L187 92L179 91V93L178 92L175 93L176 95L172 91H168V90L166 91V90H164L162 88V84H163L164 80H163V78L161 79V77H159L158 85L154 89H148V91L151 90V92L149 91V93H151L153 96H151V94L148 93L147 88H141L140 87L141 85L138 82H133V83H131V85H129L130 82L128 81V78L119 77V74H120V71L121 70H123V69L129 70L130 69V66H129V64H128V62H127V60L125 58H127L128 56L130 57V55L132 54L131 53L132 50L127 51V53H125V54L122 53L123 46L127 42H133L135 44V46H143V45H145V46H151V45H155L156 47L160 48L162 51H164L166 53H169L168 48L166 46H163L160 43V40L165 36V32L162 29H159V27L152 26L151 25L152 23H150V20H151L150 18H153V17L156 18V16H157V18H159L163 14V12L166 10V8L168 6H173L174 5L172 3H175V1L172 0V1L165 2L166 5L168 4L167 7H166V5H164L163 7H161L158 10L150 11V12L149 11H144V13H143V11L139 9L140 6H141V4L143 5V4L151 3ZM155 1H158V0H155ZM187 1L190 2V3H188ZM197 1H198V3H202L203 2L202 4L205 5V7H201L200 8V6H198L200 4H197ZM220 1L223 4H221ZM225 1H227V0H225ZM235 1H236L235 4L234 3L232 4L233 6H235L236 4L240 3V0H235ZM73 2H72V4H73ZM138 2H139V4H138ZM210 2H213V3L210 4ZM127 3L128 4L129 3H135L136 6H137V7L135 6L136 9H135V7H130L129 8ZM193 3H195L197 5V7H195L194 6L195 4L193 5ZM170 4H172V5H170ZM30 6H32L33 8H41V7L44 6V0H33V1H31ZM73 6H74V8H73ZM238 6L239 5H237V7ZM223 7L225 8V10H223V12H221L222 11L221 9H223ZM195 8H199L201 10L195 9ZM254 8H257V5ZM125 9H126V11H124ZM66 10H68V11L66 12ZM226 10L227 11L228 10L231 11V13L227 12ZM245 10H246V8H244L243 11H245ZM60 11H61V13H60ZM185 12H187V13H185ZM211 12H213V13H211ZM131 13H135L136 16H135V14H134L135 17L132 16L133 14H131ZM137 13H139V15H137ZM141 13H142V15H141ZM155 13H156V15H155ZM210 13H211V15H210ZM191 14L195 18V20H196L195 22L196 23H199L200 25H203V26H206V27H201L200 25H197L196 26V23L195 22H194L195 25L194 24H190L189 25V23H186V22H191V20H189V15L191 16ZM87 15H89V14H87ZM198 15H199V17H198ZM34 16H36V17H34ZM146 16H147V18H146ZM219 16H220L221 19L224 18L223 19L224 21H226L227 18H229V19L224 23L223 20L221 21V19L218 18ZM121 18H124L125 20L123 19L121 21ZM143 18H144V20H143ZM174 18H175V20H174ZM213 18H215V21L216 20H218V21L215 22L214 20H212ZM210 19L212 21H210ZM258 21L257 22L254 21L256 23H253L254 25H252V28H249V29L246 30L245 34L246 33H249L248 35L246 34L247 36H250V34L252 36V33H254L253 35H255V33L257 32V29L259 30L260 26H262L261 28L264 29V18H261ZM83 22L85 23V21H83ZM120 22H121V24H119ZM122 22H124V23H122ZM201 22H203V24ZM226 23H227L228 26L225 25ZM146 24H148V26ZM83 25H84V28H86V29H89L90 28L91 29V28H93V27H91L93 25L94 26H98V22H96L93 25L92 24L91 25L89 24L90 26H88V24L86 26H85V24H83ZM192 25L195 26V30H194V28H193ZM182 26H185V27H182ZM217 26H219V27H217ZM77 27H79V26L77 25ZM200 27H201V29L206 28L207 29L206 30L207 33H204V31H203V33H201ZM211 28L213 30H211ZM220 28L222 30H220ZM38 30H40V31H38ZM221 31H225V32H221ZM182 33H183V35H182ZM199 33H200V35H199ZM210 33L212 35H210ZM226 33H227V35L229 34L230 36L229 35L227 36ZM145 34H146V36H145ZM201 34L204 37H201ZM245 34H243V35H245ZM208 35H210V36H208ZM3 37H5V36H3ZM21 37L22 36L16 37L15 40L18 41V42H20ZM72 37H73V35H72ZM217 37H219V38L218 39H215ZM159 38H160V40H159ZM208 39L210 41L209 43H208ZM79 40L81 41V39H79ZM76 41H78V39H76ZM196 41H197V43H195ZM123 42H124V44H123ZM79 44L82 45L83 43H79ZM79 44L75 43V46H74L73 49L72 48H69V46L65 47L64 49H61L60 50L61 51V54L65 52V53H72L73 55H76L74 53V52L77 51V48L76 47L79 48L78 51H77V53L78 52L81 53V51H79L80 50V45ZM209 44L211 46H209ZM77 45H79V46H77ZM160 45H162V47ZM197 46H198V48H196ZM246 46H247V48H246ZM18 47L21 48V46H19L18 43H15L14 44L12 42L11 43H6L5 42L2 45H0V55H4V54H7V53H11V52L14 51L15 48H18ZM204 47H205V49H204ZM214 47H216L217 51L216 50L215 51L213 50V49H215ZM263 47L264 46H261V49L262 50H264ZM196 49H198V53H197V50ZM36 50H38V49H31V52L36 51ZM45 50H47L45 47L42 48V51H45ZM81 50H83V48H81ZM95 51L93 50V52L91 53L92 54L91 57L93 56L94 53H96ZM220 51H222L223 53H220ZM29 53H30V51H27L26 52L27 56H28ZM61 54H59V55H61ZM177 54L180 55L181 57L178 56ZM189 54H191V55H189ZM211 54H212V56H211ZM193 55H194V59L192 60ZM195 55H196V57H195ZM77 56H79V54ZM242 56H244V57H242ZM216 57H218V58H216ZM235 57H236V59H235ZM239 57L242 58V59H240ZM199 58H201L202 60L199 59ZM244 58L246 59V60H244L245 63L243 62V59ZM221 59L223 61H220ZM212 60L215 63L214 62H211ZM40 61H38V63H42V61L41 62ZM54 61L55 60H50V64H52ZM202 61H203V63H200ZM218 63H219V65H218ZM261 63H263V64L261 66H259ZM230 64L231 65H234V66H231ZM250 64L252 65L251 67H249ZM229 65L232 68L229 69V67H228ZM104 67H107L108 70H110L109 72H110L111 78H113L115 80H119V83L125 88L122 91L123 93L116 91V92L113 93L115 95H112L111 94L107 98V96L105 95V92L102 90V86L100 87V85H102V78H103V76H102V69ZM220 67H222L223 69L220 68ZM226 67H228L229 70ZM193 68H195V69H193ZM224 68H225L226 71L228 70L227 73L224 71ZM261 69H263V70H261ZM215 70H217V72ZM220 70H221V72H220ZM223 71L225 73H223V76H222V72ZM249 72H251L253 75L251 73H249ZM218 74H220V75H218ZM193 75H196V74H193ZM163 76L164 77L166 76V73L165 72H163ZM250 76L252 78L254 77L255 80H253ZM256 76H258V79L256 78ZM196 77H197V75H196ZM196 77H195V79H196ZM261 77H262V80H261ZM29 78H32V76H30ZM192 79L195 80L194 77ZM209 82H210V80H209ZM254 83H255V85H254ZM28 84H30V83H28ZM137 85H138V87H137ZM4 86L6 88H8L10 86V83L9 82H6L4 84ZM203 86L205 88V85L204 84H203ZM241 86H242V89H241ZM136 89H139L141 91V94H140V91L139 90H136ZM142 89H144V90L146 89L145 92ZM159 89H161L162 91L159 90ZM90 90H91V94H90ZM132 91H133V93H130ZM201 91L204 92V90H201ZM169 92H172V93H169ZM137 93H139V94H137ZM145 93H148V94H145ZM168 93H169V95L172 94V96L174 94V97H172L174 99H172L171 96L168 95ZM182 93H183V95H181ZM25 94H26V92L23 91L19 95L20 98H17L13 103L10 100L7 102V106H8V109H9L8 112L9 113H12V114H15V118H14L13 121H18L20 118L24 117L26 115V109L31 104L29 101H22L23 100L22 98L24 97ZM143 94H145V95H143ZM186 94H187V98H189L188 95H195L196 96V94H197L196 97L199 98V99H196V97L194 96V97H190L192 99H189L192 102L191 101H187V100H186L187 101L186 102L185 99H184V98H186L184 96ZM30 95L32 96L33 95V92H30ZM179 95H181V98H183L184 101H182V100L180 101L179 98H177V97H179ZM262 95H263V97H260ZM139 97H141L142 99L139 98ZM168 97L171 98L170 103L168 102V100H169ZM257 97H258V99H257ZM156 98L157 99H159V98H163L164 99V101H165V102L163 101L164 103L163 102H160V104L163 105V107L160 104H158V106H155L154 105V104H157V99ZM175 98H176V101L177 102H179V103L182 102L181 104L184 103V105L183 106H180L181 108L180 107L175 108V111H174V108H173L172 109L173 110L172 111L173 114H172V112H170L171 110H169V109H171V107H172L171 104L173 102H171V101L174 100V102H176L175 101ZM204 98H205V100H204ZM136 100H139V101L136 102ZM257 100H258V102H260L259 104H258ZM116 101L117 102L119 101L118 102V105L114 103ZM107 102L109 103V105H113V107L111 106L112 107L111 109L107 110L105 113H102L103 110H101V106H102V104L107 103ZM142 102H144V100ZM199 102L202 105H204L203 108H200L202 106H201V104ZM209 102L211 103V105H212L213 108L211 107V105H210ZM256 102H257V104H255ZM10 103H12V104H10ZM113 103L115 105H117V106H115ZM125 105L122 106V107H125ZM166 105H167V107H166ZM168 105H170L171 107H169ZM196 105H197V107L200 108L199 110H200V112L202 114L199 113V115H196L195 117H193V116L191 117V115H190V111L191 110L188 111V109L189 108H192L193 109V107L196 106ZM252 105H253V107H252ZM159 106H161V109L164 108V107H165V109H163L161 111V109L159 108ZM184 106H186V107H184ZM115 107L118 108V109H116ZM209 107H211V108H209ZM166 108H169L168 109L169 110V113H168V111H165ZM176 109H177V111H176ZM131 110H134L135 111L136 109H133V106H132V109ZM156 112L159 113V114L160 113H163L164 114V112L165 113L167 112L166 114H172L173 116L174 115L175 116L178 115L179 118H178V116H176V117H174L175 118V120H174L173 119V116H171L172 118H169L170 115L168 117L165 114L164 115L163 114H160L161 117H163V118L165 116L167 118H169V122H167V118H164V120L166 119V121H165L166 123L165 124H167V123L170 124V123H172L170 121H174L172 123V126L167 124L168 126L166 125L167 127H165L164 126L165 125L164 124V120H162L163 122L161 120H159L158 118H161V117ZM178 112H179V114L181 116L178 114ZM4 114H7V112L5 111ZM250 114H252V115H250ZM35 115L36 114L31 115V118H33ZM137 115H139V114H137ZM157 115H158V118H157ZM228 115H229V118L231 119V121H229L230 119L225 118L226 116L228 117ZM234 116H235V118H234ZM247 117H249L248 118L249 120L246 119ZM154 118L156 119V121L158 120L157 122L158 123H161L162 126L160 124L158 125V123H156V121H154ZM60 119H68L67 124L60 125V127H59V120ZM170 119H173V120H170ZM235 120H237V122L239 124L238 123H235L236 122ZM85 121H86V123L83 124V122H85ZM122 121L124 123H126V122L127 123L124 124V123H122ZM148 121L151 122V123H148ZM153 121H154V123H153ZM250 121L251 122H254L255 124L254 123H249ZM176 122L178 123V125H180V126H178L179 128H177ZM241 122H243V123H241ZM256 123H257V126H255ZM133 124H134V127L131 126ZM200 124H201V126L199 127ZM153 125H154V127H153ZM173 125H175V127L178 129V131H180V139H178L179 141L177 142V140H175L177 142L176 145H173V143L171 144L172 141L170 140L171 138L168 135V133H169L168 131L173 127ZM160 126L161 127H164V128L163 129L162 128L160 129ZM175 127H173V128H175ZM237 127H239V128H237ZM86 129H87L86 130L87 132L90 131V127H86ZM165 129L166 130L168 129V131H164L163 132V130H165ZM244 129L248 131V132L246 131L247 134L244 132ZM259 129H260V131H259ZM198 130H199L200 135H198ZM157 131L162 132L161 133V135H162L161 137L159 136L160 133L157 132ZM9 133H11V132H9ZM163 133L165 134L164 136H163ZM151 134H152V137H151ZM155 134H156V136H154ZM186 135L188 137H186ZM219 135H221V136H219ZM167 136H168V138H170L169 139L170 142H168L169 140H168ZM218 137L219 138L220 137H223V138H220L219 139ZM235 137H236V140H235ZM181 138H182V142H180L181 141ZM188 138H191V139H189L191 141V144L188 141ZM230 138H232V139L234 138V139L232 140ZM153 140H154V142H158L159 145L157 143H155V145H154V143H152V145L150 146V144H151V142ZM172 140H174V139H172ZM186 140H187L188 143L187 142L185 143ZM247 140H249V141H247ZM149 141H150V143H149ZM183 142H184V144L187 145V147H185V149H184V146L185 145H183ZM192 142H193V144H192ZM218 142H220V143H218ZM239 142H241V143H239ZM3 143H4V141H3ZM253 143L254 144H257V145L254 146ZM125 144H127V146L130 148V151H129V148L127 150V146ZM177 145L178 146H181V147L178 148ZM163 146H165L166 149H171V151L168 150V151H170V153L168 151H165L166 149H164L165 147H163ZM170 146H171V148H170ZM172 146H173L174 150H173ZM249 147H251V149ZM256 147H257L258 151H257ZM119 148L123 152L121 150H119ZM142 148L143 149H146V150L144 151ZM190 148H191V150H190ZM228 148L230 150H228ZM253 148H254V150H253ZM116 149H115V151H116ZM186 149H188V150H186ZM119 151H121L120 152V153H122L121 155H120ZM127 151H128V153H126ZM225 152H226V155L224 154ZM124 153L126 155H123ZM257 153H258V155H257ZM222 154H223V157H222ZM252 154L255 155L254 157H256V159H253V160L251 159L252 158ZM165 155L168 156V157H166ZM129 156H130L131 160H130V158H128ZM183 156L185 158H183ZM187 157L189 159H187ZM180 158H183V161ZM100 161L101 160H99V163H101ZM186 161H188V162H186ZM253 161L254 162H257V163H255V165L258 166V167H255V165L253 166V163H254ZM120 162H121V164H119ZM128 162H129V164H127ZM228 162H229V164H228ZM41 163H42V166L40 168L39 166L41 165ZM123 163H125V164H123ZM162 163H164V165L167 167L168 164L166 165L165 162H162ZM33 164H34V166H33ZM132 164L133 165H137V166H140V165L143 164V166L142 167L140 166V169L138 167V169H137L138 171L136 170L137 172H135L133 170L134 172H131L130 173V171H132L131 169L133 167ZM144 164H146V168L147 169H144L143 168L144 167ZM228 165L231 168L236 166L235 168H237L238 171H239L238 172L239 173L238 176L239 177H243V183L242 184H239L229 194H228V192H229V186H228V184H231L232 183L231 181H233V179L231 180V176H230L231 175V170H230L231 168ZM159 166H160V163H159ZM178 166L175 165V167H176V168L174 167L175 170H177L178 168H180ZM28 167L30 169H28ZM166 167L164 168L162 166V168H164V170H166L167 168H169L171 166H169L167 168ZM221 167H224V168L222 169ZM174 168H172V169H174ZM129 169H130V171H129ZM153 169H154V171H153ZM169 169H171V168H169ZM26 170H28V171H26ZM121 170H120V172L122 173ZM222 170H223V172H222ZM113 171H114V173H113ZM159 171H161V170H159ZM124 172H126L127 175H126V173L124 174ZM128 172H129V174H128ZM257 172H259V175H261V176H259L257 174ZM227 174L229 175L230 178L228 177ZM140 175L141 174H139V177L142 179V177H141L142 175L141 176ZM256 176H258V177H256ZM69 177H70V175L69 176L66 175V176H64V178L61 177L57 181L56 188H58V189L56 191H60L61 192V189H64L67 186L66 183L70 180ZM160 177H159V179H160ZM188 177H190V178H188ZM140 178H139V183L141 181ZM195 180H197L198 182H195ZM120 181L123 182L122 185L120 184L121 186L118 185L120 183ZM227 181H230V183L229 182L227 183ZM164 182H163V184L162 183L160 184L161 188H162V185H165ZM129 183H130V184H128L129 187L127 185H124L122 187V188H124V191L126 193H132L131 192L132 189H133V191L135 189V187H133L134 185H132L131 182H129ZM169 183H167V185ZM251 183H253V184H251ZM248 185H250V186H248ZM131 186H132V189L130 188ZM160 186H158V188H160ZM258 186H260V187H258ZM128 188L131 189L130 192H129V189ZM258 188H259V190H258ZM12 190L13 189L11 188V185L8 183V176L7 175H4V174H0V194H3L2 196H4V198H5V197H8V196L11 195ZM161 190L164 191L165 188H163ZM60 192L57 193L58 196H62V194L65 196L66 194H68L69 189L68 190H63L61 192L62 194ZM174 192H176V193H174ZM102 193L105 194V192H102ZM242 193L243 194L244 193H247V195L250 196V199L253 198L254 200L253 199L250 200L249 198L242 199L241 198V194ZM34 194H35V192H34ZM161 194H163V193H161ZM224 194H225V196H224ZM127 196L128 195H126V199L128 200V197L129 196L128 197ZM152 198H153V196H152ZM242 200H244V202ZM0 201L2 202L1 199H0ZM16 201L17 202H20L19 199H17ZM139 201L142 204H140ZM144 201L147 203V206L146 205H143V204H145ZM152 201H153V204H152ZM124 202H126V200ZM202 204L204 206H202ZM141 205H142V207H141ZM155 205H154V207H155ZM188 205H189V203L187 204V206ZM137 206H139L141 209L137 210V212H136L134 208H136ZM13 207H14V205L9 206L8 209H7V213H11ZM182 208L181 207H178V209H182ZM253 208H255L256 210L255 209L253 210ZM220 209H221V211H220ZM244 209H246L247 211L244 210ZM250 209H252V211ZM142 210H145V212H144L145 214H142L141 213ZM263 210H264V206H263ZM126 211L129 212V213H131V215L129 213H126ZM132 211H133V213H132ZM155 211H153V214H154ZM135 212L136 213H141L142 215L136 214ZM178 212H180L179 216L177 214ZM216 212H219V213L216 214ZM227 214H229L228 215L229 217L227 216V218H230L231 215H232L231 217H233V218L227 219L226 218V215ZM109 215L111 216V218H109L110 217ZM137 215H139V217L141 218L140 219V222L141 223H138L137 222V221H139V218L138 219L137 218L135 219V216L138 217ZM165 215H166V218H164ZM174 215L177 216V218H175ZM212 215L210 217H212ZM112 216L115 217V218L113 219ZM146 216H147V214H146ZM146 216H143V217H146ZM122 217H124V218H122ZM170 217H174V218L169 219ZM213 218H211V219H213ZM234 218H236V219H234ZM36 219H38L37 220V223H38V225L41 228H46V226H47V219L46 218L37 217ZM189 219L190 218H187V220H189ZM27 220H28V217L27 218H24L23 221L19 224V227L18 228H20V229H17V230H19V235L18 236H19L20 239L18 238L19 239V242H17L16 244H13V243L9 242L11 240V238L9 236V232L11 231V228L10 227H5L3 225V222L2 221L0 222V231H1L0 232V250L5 249V247H8L9 245H11L12 248H14V249L25 248L28 244H30L32 242H36L39 239L40 235L37 234V233L32 234V235L28 236L27 238L22 237V235L20 234V232L24 228V222L27 221ZM190 220H192V218ZM111 221L114 222V224H112ZM175 221L176 220H174V222ZM239 221H240V223H239ZM134 222L136 224H134ZM166 222H168V223H166ZM187 222H189V221H187ZM237 223L238 224H241V225L239 226ZM195 224H196V221H195ZM150 225H153V226H150ZM165 225L168 226V227H166ZM179 225H182V224H179ZM197 225H198V223H197ZM127 226H128V228H132L133 231H131L130 229H127V228L125 229V227H127ZM159 227H160V229H162L160 231L163 234H168L167 236L169 238L171 237V239H169L168 237H166V235H165V237H166L165 239L166 240L163 238L162 235H161L162 236V238H161V236H159V234L155 232V230L157 228H159ZM170 227H171V231H172L173 228H174V231L175 232H176V229H178V227L176 228V226L173 227V224H172V226L170 225ZM198 227H199V229H198ZM66 228H67V225L66 224H63L62 225V229H66ZM187 228L190 229V226L187 227ZM128 230H130L131 232H128ZM135 230H136V232L134 233ZM215 230H219V231H216L217 232L216 233V232H214ZM229 230H230V232L228 233ZM150 232L151 233H155L156 236L155 237L150 236V235H153ZM132 233H134V235H132ZM182 233H184V234H182ZM260 235H261V237H260ZM257 239H259V240H257ZM146 241L147 240H144V242H146ZM138 245H140V247ZM257 245H259V248H258ZM127 247H122V248L119 249V251L117 252L116 257H115V259L113 261L114 263H112V264H121L122 263L121 262L122 259L120 260V258H122V255L124 254L125 249H127ZM206 248H208V249H206ZM36 249H37L36 247H30V248L29 247L28 248L26 247L25 250L22 251V253L16 257V260L23 262L22 260L24 259V257L28 253H30L31 251H34ZM92 249H94V248H92ZM176 251H178L177 252L178 254L176 253ZM225 253H227V254H225ZM229 253H231V254L229 255ZM183 255H181V256H183ZM118 258H119V260H118ZM92 261L90 260V264H94V261L93 262Z\"/></svg>","mask_w":264,"mask_h":264}]
</instances>
